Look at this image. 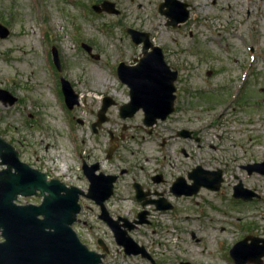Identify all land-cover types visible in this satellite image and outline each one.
Instances as JSON below:
<instances>
[{"label":"rangeland","instance_id":"rangeland-1","mask_svg":"<svg viewBox=\"0 0 264 264\" xmlns=\"http://www.w3.org/2000/svg\"><path fill=\"white\" fill-rule=\"evenodd\" d=\"M96 1L0 0V24L10 30L7 38L0 37V89L18 98L13 105L5 106L0 102V137L16 148L20 160L67 186L87 191L89 181L84 175L83 163L86 161L91 165L99 161L102 166L106 164L112 145L111 131L118 137L123 134L125 137L116 142L114 163H109L110 167L113 164L123 166L125 160L134 157H144L150 159L144 164L148 170L156 168V160L170 156L168 160L171 157L174 160V173L185 171L192 159L185 157L182 149L186 148L190 153L198 149L189 148L181 140L170 141L168 146L162 147V138L168 139L176 130L174 116L156 128L159 137L149 136L141 127H133L144 125L143 115L128 120L119 118V107L129 102L130 96L117 69L119 63L130 64L142 55L140 47L127 33V28H138L151 34L154 43L162 47L166 62L179 72L180 116L196 120L197 129L205 126L204 135L221 128L227 136L241 138L242 144L237 147L238 159H221L230 163L228 184L234 181V174H240L248 184L263 190L264 176L249 178L238 166L253 160L264 161L262 107L242 106L239 102L243 86L263 85L264 80L242 76V72L262 74V58L255 62L252 57L249 60V50L236 43L233 30L223 20L216 25L219 31L206 30L211 24L208 18L204 23L202 19L197 23L193 39L204 42L202 47L201 42L192 43L188 29L175 31L167 26V18L156 12L155 0H110L121 11L120 16L96 14L89 8ZM251 4L252 8L248 6ZM236 5L240 15L237 16L235 9L231 14L238 25L241 20L243 26L246 24L245 13L250 8L251 21L255 19L261 23L259 27L264 31V1L241 0ZM225 10L220 12L228 13ZM212 36L218 38L213 41ZM83 44L92 47L91 54ZM53 47L60 55L61 72L53 61ZM263 51L261 49L260 53L264 57ZM234 57L243 61L234 60ZM250 62L254 66L250 67ZM62 77L71 83L80 97V105L73 110L66 106L61 90ZM107 96L116 100L118 107L111 109V121L95 134L92 125ZM251 96L261 103V96L250 95L249 98ZM259 118L260 124L252 125V120ZM182 125L185 126V122H180L177 127ZM65 162L68 170L63 174L60 169ZM3 168L0 165V170ZM106 169L109 170L108 164ZM83 200L80 201L82 211L73 227L90 248L99 237L107 243L110 253L103 264H152L141 256L125 254L107 225L99 219V210L90 200ZM41 202L42 198L37 196L20 197L18 201L22 205ZM247 207V204H229V209L233 210ZM201 210L203 212L192 210L189 204L175 213L156 214L154 223L140 226L131 236L150 250L158 264H234L231 250L242 240L237 237L243 233L242 223H237V218L242 217V222L258 223V229L264 230V205L248 214H225L228 209L218 200L214 207L203 206ZM252 233L246 234L254 235Z\"/></svg>","mask_w":264,"mask_h":264},{"label":"flooded vegetation","instance_id":"flooded-vegetation-1","mask_svg":"<svg viewBox=\"0 0 264 264\" xmlns=\"http://www.w3.org/2000/svg\"><path fill=\"white\" fill-rule=\"evenodd\" d=\"M132 2L134 0H131ZM156 1V12L165 16L167 18V26L174 28L175 31L181 30V29H188L189 36L192 38V43L196 44L198 42H201L202 47L205 46V43L199 40H195V30L197 27V23L201 22V19L204 22L207 20L205 18H208L210 21V26H207L206 30L210 31V28H212L214 31H219L218 27L216 26L220 21H225L227 25H230V28L233 30V37L237 40V44H243L249 51L250 59L252 57L253 62H255L256 59L262 58V62L264 61V57L262 56L261 49H264V31H262L259 27L261 26V23L258 24V22L251 21L252 18V11L251 9H247L245 16H246V24L243 26L242 20L241 24L238 25V21L236 20L235 16L231 14L232 10H237V16L240 15L238 8L234 6L238 1L241 0H155ZM250 1L251 0H247ZM264 1V0H260ZM105 2L114 3L110 0H97L94 4L90 5V9H92L96 14H110L115 16H120L121 11L118 10L116 4L115 10H118L119 14H114L105 11ZM95 6H98L102 12H98L94 9ZM251 8L253 5H248ZM228 13H221L220 10H224L223 12ZM219 11V12H217ZM171 22H174V26L170 25ZM233 23V24H231ZM205 25V24H204ZM253 25L256 26V28H253ZM129 29H134L136 31L142 32V33H148L143 30H140L138 28H127V33ZM149 34L150 39V48L146 50L145 53V42H143L140 45L135 44L136 42L132 39L133 43L140 47L142 55L140 57H135L133 62L129 65L133 66L136 63H138L140 60L145 58L146 54H151L153 52V46H158L162 48L161 46L154 43L152 40L151 34ZM220 34V32H219ZM130 35V34H129ZM205 39H209L208 36H204ZM214 41V39L218 37H211ZM227 45H229V42L226 41ZM234 43V44H236ZM92 48V47H91ZM163 51V49H162ZM164 53V51H163ZM264 53V51L262 52ZM214 56H217L216 54ZM165 58V53H164ZM234 60H240L238 58H233ZM166 60V59H165ZM243 61V60H240ZM125 63V62H121ZM120 64V63H119ZM253 64V63H252ZM251 62L249 63L250 67L254 66ZM170 66V65H169ZM171 67V66H170ZM177 71V79L175 81V87H176V99H175V105H174V113H172L166 121H158L153 128H147L143 119V126L142 124H137L133 127H141L144 131H147L149 136H157L159 137V133L156 131V128L159 126L160 123L167 122L171 117L174 116L175 119V132L171 133L169 135V138L166 139L165 137L162 138V147H166L169 145L170 141H179L181 140L183 143H186L189 148L193 149L196 147L198 150L190 153V151H187L186 148L182 149V152L185 157L191 158L192 161H190L189 165L185 169L184 172L181 173H174V160H168L170 156H166L161 160H156V168H151L146 170L144 164H147V162L150 160L149 158H136L132 157L133 159L128 161L125 160V165H117L113 167H110L109 163L113 162V156L111 158H108V155L106 156V164L102 166V164L97 161L93 164H98L99 168L94 173V180L96 182L97 187L104 188L105 185L109 184V181L111 178L115 177V180L113 181L112 186V193L106 199L104 200V206L106 208V215L110 221H114L117 223V226L122 231H128V235L131 236V233L143 225H136V227L133 230H129L130 224H135V222H138L140 220L147 221L144 225H151L154 223V219L156 218V214H168V213H175L177 211H180L183 206H188L189 204L192 206L193 209H198L201 212V208L203 206L207 207H214L217 204V201L221 203L222 206H225L228 211L225 212V214L228 213H244L248 214L251 212L254 208H258L262 205H264V185H261L263 190L260 189L257 185L252 186L246 182V179L243 178L240 174H234V181L231 184H228V172H230L229 166L230 163H228V160H221L222 158H229L230 160H235L237 158V147L242 144L241 138L227 136L226 132H224L221 128L217 132H211L204 133V129L202 128L197 129L196 128V120L192 118L184 119L182 116H180V108L178 105L179 102V90L180 87H178V84L180 83L179 78V72ZM212 74V73H211ZM208 74V75H211ZM242 76H250L252 78H255V80H264V72L258 73H243ZM129 88V87H128ZM241 97L239 99V102L242 106H255L260 108V105L262 107V115H264V83L262 86L258 87L256 84L249 85L247 87H242ZM250 95H258L261 96V103L257 102V98H249ZM129 96H130V88H129ZM211 99V98H210ZM113 102H116L113 98H110ZM130 101V100H129ZM103 106V102H102ZM99 109L97 112V120L93 123L96 124L100 120V111L102 109ZM118 103L116 102L115 105L108 108L104 116L102 115L101 118H106V123H109L111 121L110 117V111L112 108H117ZM120 109L119 107V118L120 116ZM143 115L144 112L141 110L139 111L134 117ZM133 117V118H134ZM122 119V118H121ZM132 119V118H131ZM124 120V119H123ZM128 120V119H126ZM259 119H253V124H260L261 121ZM236 121V120H235ZM180 122H185V126L177 127ZM105 123V124H106ZM105 124L102 126H97V131L93 128V132L97 134L99 130H103ZM124 129H127V126H124ZM130 129V128H129ZM133 129V128H131ZM211 129V128H208ZM112 146H117L116 142L119 139H122L125 137V135H121L120 137L113 134V132H109ZM258 139L262 140L263 137H258ZM178 143V142H177ZM258 144V143H256ZM194 145V146H193ZM264 145V144H263ZM117 149V147H116ZM110 150V148H109ZM199 153V155L195 154ZM88 166L86 161H84ZM83 163V166H84ZM114 163V162H113ZM259 163L258 161H251L246 164L240 163L238 166L240 169L244 170L247 177L253 178L256 175L264 176V174L258 172V171H252L250 172L251 166ZM91 164V165H93ZM108 164L109 170L106 169V165ZM90 185V180H89ZM84 191V190H83ZM88 191V190H87ZM84 191V192H87ZM192 192V194H191ZM102 195L97 194L96 198L100 200ZM84 201L83 199H88L85 195L80 196V201ZM91 203L99 210L100 214L98 215L99 219L107 225L111 233L113 234V237L115 239V234L113 230L110 228L109 223L104 220L103 217V211L101 209V206L95 201L90 200ZM216 203V204H214ZM235 203L237 205L247 204L249 207H247L244 210H233L229 209V204ZM182 206V207H181ZM183 210V209H182ZM82 211V210H81ZM187 215V214H186ZM188 216V215H187ZM237 215H232V218H235ZM237 218V217H236ZM239 222L242 223L241 230L243 233L239 237H237V240H240L239 242L243 241L246 238H249L248 243H252L253 239H259V244L264 245V230L258 229V223L255 222H249L245 221L242 222V217L237 218ZM258 231H261L258 232ZM247 232H253L252 234L256 235H248ZM193 237L195 238L196 235L193 234ZM116 241V239H115ZM238 242V243H239ZM144 247V246H143ZM106 248L108 249V252L106 253ZM145 248V247H144ZM148 249V248H147ZM92 250L105 254L104 259L106 256L110 253V249L107 245V243L101 238H97V243L92 246ZM149 251V254L152 255V253ZM142 257V256H141ZM143 258V257H142ZM152 264H158V261L154 258L152 260L147 259ZM264 264V262H263Z\"/></svg>","mask_w":264,"mask_h":264},{"label":"water","instance_id":"water-1","mask_svg":"<svg viewBox=\"0 0 264 264\" xmlns=\"http://www.w3.org/2000/svg\"><path fill=\"white\" fill-rule=\"evenodd\" d=\"M104 5L105 11L120 13L115 10L114 3L105 2ZM94 9L98 12L103 11L98 6ZM170 25L174 26V22ZM128 32L136 44L145 42L146 53L151 46L149 34L134 29H129ZM9 35V29L0 24V37L5 39ZM152 46L153 52L146 54L137 65L129 66L121 63L118 67L120 80L130 88L131 97V101L121 107L120 116L123 119L132 118L142 109L145 125L150 128L158 120L166 121L174 112L175 81L178 74L166 63L162 49ZM84 47L91 51L90 47L86 45ZM53 53L55 64L61 70L56 48H53ZM61 83L66 104L72 110L80 105L79 95L75 93L68 80L62 78ZM0 100L5 105H13L17 98L10 92L0 89ZM113 104L115 102L110 98L104 99L100 120L93 125L95 131L97 126L100 127L107 121L101 116H104ZM115 149V145L110 148L108 158L112 157ZM0 158V165L6 166L0 171V232L4 239L0 242V264H102L105 255L90 250L81 242L72 227L81 210L79 204L81 195L95 200L101 206L103 211L101 217L109 223L117 243L124 248L126 254L142 255L152 260L146 248L129 236L128 231L120 230L117 223L105 217L106 208L103 203L112 193L115 177L111 178L104 188L97 187L94 173L99 168L98 164L88 166L84 163V173L91 183L89 193L85 194L79 188L68 187L58 179L49 180L47 174L22 162L17 150L2 137H0ZM249 168L250 172L258 171L264 174V163L255 164ZM97 194L102 195L100 200L96 198ZM19 196H38L42 197L43 201L40 205L19 206L15 203ZM146 222L140 220L130 224L129 230ZM248 240L249 238H246L235 245L231 251L233 260L236 264H263L264 245L259 244V239H253L252 243H248ZM106 252H108L107 248Z\"/></svg>","mask_w":264,"mask_h":264},{"label":"bare ground","instance_id":"bare-ground-1","mask_svg":"<svg viewBox=\"0 0 264 264\" xmlns=\"http://www.w3.org/2000/svg\"><path fill=\"white\" fill-rule=\"evenodd\" d=\"M214 52L215 54H217V51H214ZM67 170H68V163L65 162L63 166L61 167L60 172L64 174L65 172H67Z\"/></svg>","mask_w":264,"mask_h":264}]
</instances>
